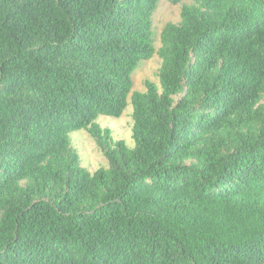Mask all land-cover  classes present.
Masks as SVG:
<instances>
[{
	"label": "trees",
	"instance_id": "16d2710c",
	"mask_svg": "<svg viewBox=\"0 0 264 264\" xmlns=\"http://www.w3.org/2000/svg\"><path fill=\"white\" fill-rule=\"evenodd\" d=\"M158 3L0 0V264H264V0L184 5L133 92Z\"/></svg>",
	"mask_w": 264,
	"mask_h": 264
},
{
	"label": "rangeland",
	"instance_id": "374dc122",
	"mask_svg": "<svg viewBox=\"0 0 264 264\" xmlns=\"http://www.w3.org/2000/svg\"><path fill=\"white\" fill-rule=\"evenodd\" d=\"M195 0H183L178 5H173L168 0H159L157 10L153 17L154 32V55L140 63L133 73V92H144L146 82L159 85V70L162 61L158 55L161 47V35L168 23L179 24L181 22V11L184 5H193ZM129 105L120 118L101 116L97 122L102 128L112 131L115 141H124L129 148H134L133 140V107L131 95L128 97ZM72 147L78 152L83 168L94 173L100 168H107L108 161L95 141L85 130L74 131L70 134Z\"/></svg>",
	"mask_w": 264,
	"mask_h": 264
}]
</instances>
